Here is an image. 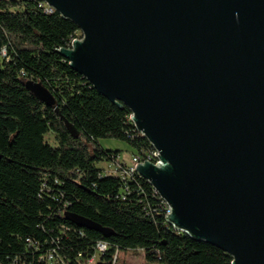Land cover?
<instances>
[{"label":"water","instance_id":"95a60500","mask_svg":"<svg viewBox=\"0 0 264 264\" xmlns=\"http://www.w3.org/2000/svg\"><path fill=\"white\" fill-rule=\"evenodd\" d=\"M43 1L82 34L60 55L159 152L137 172L168 223L264 264V0Z\"/></svg>","mask_w":264,"mask_h":264},{"label":"trees","instance_id":"16d2710c","mask_svg":"<svg viewBox=\"0 0 264 264\" xmlns=\"http://www.w3.org/2000/svg\"><path fill=\"white\" fill-rule=\"evenodd\" d=\"M81 36L43 0H0V264H88L99 243L108 249L96 264H118L129 251L151 264H232L216 246L175 230L143 177L123 180L114 171L128 163L101 140L126 143L132 157L153 148L131 111L60 55ZM29 82L54 105L33 95Z\"/></svg>","mask_w":264,"mask_h":264},{"label":"built area","instance_id":"2783aa9c","mask_svg":"<svg viewBox=\"0 0 264 264\" xmlns=\"http://www.w3.org/2000/svg\"><path fill=\"white\" fill-rule=\"evenodd\" d=\"M45 5H46V12L47 13L51 14V13L55 12V10L53 8H51L47 3H45ZM81 39H82V36L73 39L71 45L69 46V48L72 47L73 42L75 40H81ZM1 54H2L3 57H5L6 56V51L3 50ZM146 162L153 163L154 165L159 166V164L161 163L160 160H159V152L156 151L153 148L152 150H149L148 152H146L144 157H142V158L132 157V160H131L130 163L125 164V166L120 164L114 169V171L115 172L118 171L119 172V176L123 180L131 179L134 176V174H138L137 166L140 165V164H144ZM156 194H158V193L156 192ZM164 203H165V207H166V218H167V216L170 215V213H171V209H170V207L168 206V204L165 201H164ZM107 249H108V245L106 243H99L97 245V248H96V255L91 260L88 261V264H96V262L100 258V255L103 254L104 252H106Z\"/></svg>","mask_w":264,"mask_h":264},{"label":"rangeland","instance_id":"374dc122","mask_svg":"<svg viewBox=\"0 0 264 264\" xmlns=\"http://www.w3.org/2000/svg\"><path fill=\"white\" fill-rule=\"evenodd\" d=\"M82 35V34H81ZM52 141V136L49 137ZM101 145L108 150H120L122 160L130 163L132 160V152L126 143L115 140L104 139L100 141ZM80 224H86L85 221L77 219ZM118 264H151L146 261L144 254L141 251H129L118 254Z\"/></svg>","mask_w":264,"mask_h":264}]
</instances>
